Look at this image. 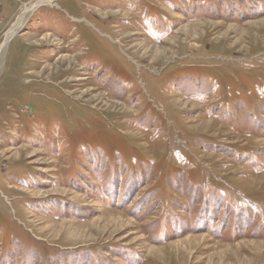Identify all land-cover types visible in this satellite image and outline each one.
Masks as SVG:
<instances>
[{"label":"rangeland","instance_id":"374dc122","mask_svg":"<svg viewBox=\"0 0 264 264\" xmlns=\"http://www.w3.org/2000/svg\"><path fill=\"white\" fill-rule=\"evenodd\" d=\"M0 264H264V0H0Z\"/></svg>","mask_w":264,"mask_h":264},{"label":"bare ground","instance_id":"6f19581e","mask_svg":"<svg viewBox=\"0 0 264 264\" xmlns=\"http://www.w3.org/2000/svg\"><path fill=\"white\" fill-rule=\"evenodd\" d=\"M54 1V0H53ZM52 3V2H51ZM50 3V4H51ZM41 4H44V5H46V3H44L43 1H41L39 4H37V6H40ZM28 11H31V10H29V9H26V11H23V15L21 16V18H20V20H19V23L23 20V17L28 13ZM17 28H18V25L16 26V28H15V32H16V30H17ZM15 33H11L10 34V36L11 35H14ZM9 38V37H8ZM65 86V85H64ZM179 251V250H178Z\"/></svg>","mask_w":264,"mask_h":264}]
</instances>
